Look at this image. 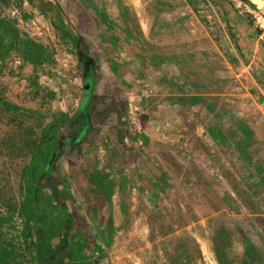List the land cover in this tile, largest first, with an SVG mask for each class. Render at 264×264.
I'll return each mask as SVG.
<instances>
[{
  "label": "rangeland",
  "instance_id": "obj_1",
  "mask_svg": "<svg viewBox=\"0 0 264 264\" xmlns=\"http://www.w3.org/2000/svg\"><path fill=\"white\" fill-rule=\"evenodd\" d=\"M0 19L50 55L31 63L12 53L0 63V100L23 109L0 102V217H12L0 238L18 249L13 264H37L34 238L21 236L22 170L37 146L70 132L57 137L52 123L77 108L85 57L100 76V120L62 152L61 183L53 176L40 190L83 219L70 228L73 248L85 237L100 246L82 254L93 264H242L250 242L251 264H264V0H0ZM208 38L230 41L233 70L218 68L215 94L191 110L179 100L198 91L186 66L161 56L157 74L139 53L142 41Z\"/></svg>",
  "mask_w": 264,
  "mask_h": 264
},
{
  "label": "trees",
  "instance_id": "obj_2",
  "mask_svg": "<svg viewBox=\"0 0 264 264\" xmlns=\"http://www.w3.org/2000/svg\"><path fill=\"white\" fill-rule=\"evenodd\" d=\"M80 1L91 3V0ZM250 6L254 7L253 5ZM93 12L96 16H100L102 20L109 21L108 15L106 13L99 14L96 7H93ZM80 42L81 37L76 36L72 44L78 49ZM12 53L18 54L22 60L31 63H43L50 57L43 45L34 42L28 37H22L11 23L0 19V63ZM113 71L117 72L115 66H113ZM80 76L82 87L77 108L71 116L61 115L52 123L53 134L57 137H59V133L64 127L73 130L77 133V136L81 135L77 145L65 146L63 135L57 138L52 147L39 145L34 150L29 164L22 170V177L27 178V197L21 207L24 218L21 236L25 239L34 238L31 246L32 251L35 253L34 260L37 264H61L60 261L64 258L68 261L67 264H93L90 261L86 262V259L82 256L84 250L90 247L87 237L82 242H78L75 248L71 244L70 228L74 223L80 225L83 219H80L75 211L69 212L70 208H68L69 210L66 209L64 213L58 204L51 203L52 200L48 194L44 193L45 197H40L42 182L51 184L53 182L52 177L55 176V180L59 184L61 183L56 176L55 167L62 152L67 150L69 155L76 150L93 133L94 122L100 120L94 111L97 100L95 88L100 76L97 72L95 60L92 57H85ZM196 100V97L192 98V101ZM0 102L13 112L23 110L21 107L6 101L0 100ZM215 133V129H212L211 136L213 138H216ZM55 197L58 198L57 195ZM42 199L45 200L42 201ZM46 204L52 206L54 209L53 213L46 211L44 208ZM92 211L95 212L96 209L92 208ZM63 213L64 215H62ZM11 219V215L0 217V229L4 224L10 222ZM25 239L23 240L25 241ZM49 245H52V248ZM107 246H110L108 241ZM252 250V244L249 242L245 249L246 259L242 264H251ZM88 251L89 254L87 255L93 256L98 251H101V248L94 245ZM75 253L76 255H74ZM18 257H20L18 249L6 244L0 238V264H13ZM218 263L227 264L221 257L218 258Z\"/></svg>",
  "mask_w": 264,
  "mask_h": 264
},
{
  "label": "crops",
  "instance_id": "obj_3",
  "mask_svg": "<svg viewBox=\"0 0 264 264\" xmlns=\"http://www.w3.org/2000/svg\"><path fill=\"white\" fill-rule=\"evenodd\" d=\"M142 42L144 43V49L142 52L140 51L141 53L139 54L144 56L148 54L143 59H147L152 62L153 69L157 72V74L160 72L159 70L160 67L163 66V63L158 64L156 59H159L161 56V59H164L163 57H168L173 58L176 61L179 60L178 64L175 62L177 69L178 66L179 68L186 66L184 69L187 70V75L195 82L197 81V92L190 94L187 97L179 94V100H182L183 104L186 106L188 105L191 110H194V107L200 104L203 98L210 97L215 94V89L217 88L216 79L223 73V71L218 68L223 66L224 69L222 70H228V72H232L233 70L234 57L236 55L230 41H213L208 38L206 41ZM224 52H227L226 55ZM228 56H230V58ZM127 72L128 73L125 74V78L136 80L137 82L138 76L133 78L134 73H132L131 70H128ZM160 78L162 79L164 76L161 75ZM205 78L209 79L206 81V86L201 85L204 83ZM205 87L210 90L205 92ZM136 91H139V89L136 88ZM193 97H196L197 100L192 101Z\"/></svg>",
  "mask_w": 264,
  "mask_h": 264
},
{
  "label": "flooded vegetation",
  "instance_id": "obj_4",
  "mask_svg": "<svg viewBox=\"0 0 264 264\" xmlns=\"http://www.w3.org/2000/svg\"><path fill=\"white\" fill-rule=\"evenodd\" d=\"M81 135L77 136V133H75L73 130H70V132L67 135L63 136V140H65V146H73L77 145Z\"/></svg>",
  "mask_w": 264,
  "mask_h": 264
}]
</instances>
